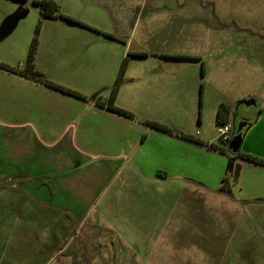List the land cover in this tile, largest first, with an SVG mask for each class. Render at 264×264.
Wrapping results in <instances>:
<instances>
[{
	"label": "rangeland",
	"instance_id": "rangeland-1",
	"mask_svg": "<svg viewBox=\"0 0 264 264\" xmlns=\"http://www.w3.org/2000/svg\"><path fill=\"white\" fill-rule=\"evenodd\" d=\"M56 1L61 12L89 27L42 18L40 5L33 0H0V62L25 65L40 24L38 71L85 94L79 98L48 87L79 101L84 109L99 106V96H110L129 52L143 51L148 55H130L116 99L117 105L134 113L133 118L122 116L131 121L139 138L156 130L146 122L157 120L227 151L193 148L192 181H183L190 187L185 191L180 179H171L156 188L155 195L149 181H134L136 177L123 171L112 180L110 191L123 197L143 188L140 193L153 195L152 205L146 207L143 199L135 197L132 209H139L133 212L139 218L128 227L121 220L120 229L112 227L118 222L115 216L104 220L98 205L87 222L73 228L80 233L74 240L59 236L56 223L46 217L20 223L7 219L6 198L17 190L1 191L0 264H264V165L231 149L234 128L242 125L239 150L264 158V0ZM9 26L13 32L2 37ZM222 102L232 107L234 127L226 143L216 133ZM12 120L0 113L1 171L11 169L6 162L13 153L11 142L3 139L15 128ZM98 161L104 162L87 155L84 164L93 167ZM237 163L242 167L239 182ZM1 171L0 185L18 181ZM119 182L124 186L117 187ZM131 182L138 186L131 188ZM102 221L116 233L101 228ZM218 242L222 249L210 256L205 248L214 253ZM60 247V253H54Z\"/></svg>",
	"mask_w": 264,
	"mask_h": 264
},
{
	"label": "crops",
	"instance_id": "crops-1",
	"mask_svg": "<svg viewBox=\"0 0 264 264\" xmlns=\"http://www.w3.org/2000/svg\"><path fill=\"white\" fill-rule=\"evenodd\" d=\"M13 30L9 26L1 36L7 37ZM2 71L0 69L4 76L0 78V113L11 116L13 120L10 124L15 128L9 138L3 139L11 142L13 153L6 161L11 169L0 171L10 172L14 178H18L17 182L13 180V185L10 180H7L6 186L0 185V199L3 198L1 191L10 187L17 190L9 193V200L6 198L7 219L20 223L46 217L56 223L58 228L55 230L59 236L74 240L80 233L73 228L87 222L98 205L97 209L103 211L104 220L106 217H116L118 222L112 227L119 229L124 226L121 220L128 227L139 218V214L133 213L139 209H132V206L136 207L133 202L135 197L143 199L146 207L152 205L153 195L149 198L147 192L140 193L143 188L140 190L137 187L130 191V196L125 194L123 197H119L121 192L110 191L112 180L123 171L136 177L134 181H149L155 195L156 188L163 187L171 179H180L182 191L190 190L183 181H192V149L209 150L208 147L152 129L148 136L143 135L141 139L129 119L105 106L90 105L83 109L77 104L79 101L55 93L57 91L34 79ZM86 115L89 120L84 117ZM26 125H32L33 129L25 131L28 129L22 126ZM87 155L91 159H103L104 162L100 164L98 161L96 163L100 165L90 167L84 164ZM241 169L237 182L241 181ZM133 182L131 188L138 186H133ZM120 186L124 185H117ZM198 188L200 190L201 186ZM99 197L102 198L100 203ZM13 204L20 206L19 209ZM145 212L146 216L151 214L148 210ZM144 220L147 221V218ZM100 226L116 233L115 228L105 225L103 221ZM157 241L155 239V243ZM61 248L54 253H60ZM38 249L42 252L41 248ZM205 249L211 256L222 248L218 242L213 248L214 253Z\"/></svg>",
	"mask_w": 264,
	"mask_h": 264
},
{
	"label": "trees",
	"instance_id": "trees-1",
	"mask_svg": "<svg viewBox=\"0 0 264 264\" xmlns=\"http://www.w3.org/2000/svg\"><path fill=\"white\" fill-rule=\"evenodd\" d=\"M23 1H26V0H23ZM33 1H34V3L40 5L42 18H62V19L67 20L69 22H73L74 24H79L82 26H88L86 23L75 18V16L68 15V14L61 12L60 6L58 5V2L56 0H33ZM92 29L99 31V32H102L101 30H98L96 28H92ZM36 32H37L36 35H34L32 41H31L30 50H29V53L27 55V60L25 62V65L13 66V65L5 64L4 62H0V66L3 67V69H5V70L18 73L22 77L34 79V80L38 81L39 83H42L43 85L50 87V88H53L59 92H62L65 94H70L72 96L79 97V98H85L86 97L85 94H83L79 91L73 90L72 87L56 83L54 80L49 79L43 73L38 71V69L36 67V63H35V55L37 53L38 45H39L38 35H40V32H41L40 24H38ZM111 36L114 37L115 39L120 38L117 35H111ZM132 54H134V55L138 54V55H143V56L148 55V53H145L143 51L137 52V53L129 52L128 55H126L123 59V62H122L121 67H120V71L117 74V78H116L115 84L111 90L110 96L108 98L107 97L104 98L102 96H99L97 98V104L99 106H102V107L105 106L108 110H110L114 113L120 114V115H124L125 117H129V118H133L134 113L132 111L124 109V107L117 105L116 99H117L118 91L120 90L124 75L128 69L129 57ZM202 69H203L202 70L203 74H205L204 64L202 66ZM203 89L204 88L202 85L201 92H203ZM231 111H232L231 105L228 102H222L219 110H217V116L216 117H217L218 124L226 123L228 121L230 122ZM146 123L151 128L159 130V132H162L165 134H176V136H178V137L193 141V143L200 144L202 146H206L210 150L219 151L221 153H225L227 151L226 147L219 146V145L214 144V143L213 144H211V143L207 144L200 139L194 138L193 135H191V134L176 132L170 125L165 124V123H161L157 120H148ZM237 156L243 157L248 161H252V162H256V163H260V164L264 165V158L263 157H259L256 155L245 153V152H242L240 150L237 152ZM240 169H241V165L239 163H237L236 168H235V178L236 179H238V177L240 175Z\"/></svg>",
	"mask_w": 264,
	"mask_h": 264
},
{
	"label": "built area",
	"instance_id": "built-area-1",
	"mask_svg": "<svg viewBox=\"0 0 264 264\" xmlns=\"http://www.w3.org/2000/svg\"><path fill=\"white\" fill-rule=\"evenodd\" d=\"M233 125L228 121L226 123L218 124L216 128L217 138L220 142L226 143L231 139V133L233 130Z\"/></svg>",
	"mask_w": 264,
	"mask_h": 264
},
{
	"label": "water",
	"instance_id": "water-1",
	"mask_svg": "<svg viewBox=\"0 0 264 264\" xmlns=\"http://www.w3.org/2000/svg\"><path fill=\"white\" fill-rule=\"evenodd\" d=\"M242 125L239 127L235 128V136L233 138V143L231 146V149L234 153H237L240 149V146L242 145L243 142V133H242Z\"/></svg>",
	"mask_w": 264,
	"mask_h": 264
}]
</instances>
